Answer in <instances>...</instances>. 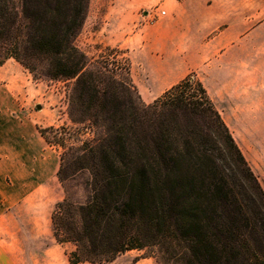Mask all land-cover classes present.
Returning <instances> with one entry per match:
<instances>
[{"label": "trees", "instance_id": "trees-1", "mask_svg": "<svg viewBox=\"0 0 264 264\" xmlns=\"http://www.w3.org/2000/svg\"><path fill=\"white\" fill-rule=\"evenodd\" d=\"M88 4L0 0V66L11 59L34 80L72 81L69 119L94 130L76 167L89 173L87 201L64 198L51 215L56 244L75 246L68 264L151 248L134 262L264 264V190L202 84L189 75L145 104L129 66L90 69L75 46Z\"/></svg>", "mask_w": 264, "mask_h": 264}, {"label": "crops", "instance_id": "crops-1", "mask_svg": "<svg viewBox=\"0 0 264 264\" xmlns=\"http://www.w3.org/2000/svg\"><path fill=\"white\" fill-rule=\"evenodd\" d=\"M162 4L163 17L145 22V11L143 21L131 15L121 35L142 101L153 102L193 75L220 115L224 114L220 102L228 97L239 100L240 117L249 121L252 136H260L264 143V90L249 77L250 71L259 72L264 66V0H164ZM250 8L259 19L250 18ZM250 46L258 53L250 52ZM10 60L0 66V264H68L51 225L53 207L60 200L57 159L51 149L43 157L38 154L42 137L32 130L37 115L24 102L25 82L19 75L14 79L19 72L8 65ZM125 263L156 264L150 258Z\"/></svg>", "mask_w": 264, "mask_h": 264}, {"label": "rangeland", "instance_id": "rangeland-1", "mask_svg": "<svg viewBox=\"0 0 264 264\" xmlns=\"http://www.w3.org/2000/svg\"><path fill=\"white\" fill-rule=\"evenodd\" d=\"M163 1L89 0L82 30L75 39V46L87 57L88 67L90 69L94 68L96 62L103 61L110 65L109 69L116 75H120L123 69L129 66L128 50L120 42L122 33L127 31L126 18L128 19L131 15H137L140 21H143L142 11H145V14H159L158 18H161L164 15L162 16L160 13L166 10L165 5L162 4ZM250 18L259 19L255 9L250 8ZM145 22H147L146 19ZM250 25L253 24L251 23ZM261 30L263 31V29ZM253 42L255 43L256 41ZM251 51L258 53L255 46L253 48L250 46ZM7 63L8 65H13L19 72V74H14V79H17L19 75V79L25 82L24 102L28 105L29 110L33 113L36 112L37 115L34 122L35 128L32 130H35L34 132L38 134L43 131L45 136V139L42 138L37 143L40 149L38 154L43 157L47 149L52 150L51 152L57 159L56 174L60 163L63 162L64 166H66L65 172L62 174V177L66 178L64 182H60L56 175L60 196L58 202L66 198L72 203H85L89 197L87 185L89 173L87 170L76 168L79 167L80 163L77 157L82 144L94 137V130L87 122L76 123L69 119L68 93L73 82L34 80L28 71L18 63L16 64L15 61L10 60ZM260 67L262 69L259 72L250 71L249 77L250 79H256L264 90V66ZM193 79L200 82L199 78L193 77ZM228 98L227 101L220 102L224 113L220 116L242 155L244 158L247 157L245 158L246 162L264 190V143H261L260 136H252L249 121L240 117L239 100L234 97ZM34 104H37L36 108H34ZM26 122L33 125L31 119H27ZM27 129L28 126H26ZM248 155L254 157L256 162L248 161ZM256 155L262 159H256L259 158ZM63 247L65 253L72 252L75 249L72 243H66ZM147 254L155 256L156 250L151 248L147 249L146 252H126L122 254L126 260L120 259L122 256L120 255L115 259L117 262L114 260V264H126V261L134 262L135 259ZM150 259L156 263L154 258L150 257Z\"/></svg>", "mask_w": 264, "mask_h": 264}, {"label": "built area", "instance_id": "built-area-1", "mask_svg": "<svg viewBox=\"0 0 264 264\" xmlns=\"http://www.w3.org/2000/svg\"><path fill=\"white\" fill-rule=\"evenodd\" d=\"M160 14L163 16L165 12L162 11ZM158 17H159V14H150V13L145 14V19L147 20V22H154L156 21Z\"/></svg>", "mask_w": 264, "mask_h": 264}]
</instances>
